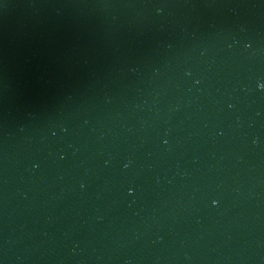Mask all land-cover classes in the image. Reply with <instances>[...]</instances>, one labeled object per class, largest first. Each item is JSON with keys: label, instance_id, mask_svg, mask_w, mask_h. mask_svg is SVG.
<instances>
[{"label": "water", "instance_id": "water-1", "mask_svg": "<svg viewBox=\"0 0 264 264\" xmlns=\"http://www.w3.org/2000/svg\"><path fill=\"white\" fill-rule=\"evenodd\" d=\"M261 85L264 0H0V264H264Z\"/></svg>", "mask_w": 264, "mask_h": 264}, {"label": "clouds", "instance_id": "clouds-1", "mask_svg": "<svg viewBox=\"0 0 264 264\" xmlns=\"http://www.w3.org/2000/svg\"><path fill=\"white\" fill-rule=\"evenodd\" d=\"M262 88H264V85H261ZM215 203V202H214Z\"/></svg>", "mask_w": 264, "mask_h": 264}]
</instances>
